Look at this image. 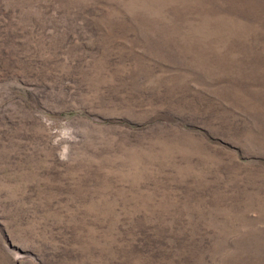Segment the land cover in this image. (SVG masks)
Wrapping results in <instances>:
<instances>
[{"label":"rangeland","instance_id":"1","mask_svg":"<svg viewBox=\"0 0 264 264\" xmlns=\"http://www.w3.org/2000/svg\"><path fill=\"white\" fill-rule=\"evenodd\" d=\"M0 264H264V0H0Z\"/></svg>","mask_w":264,"mask_h":264}]
</instances>
